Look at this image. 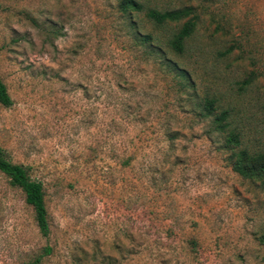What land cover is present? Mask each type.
<instances>
[{
  "label": "rangeland",
  "instance_id": "rangeland-1",
  "mask_svg": "<svg viewBox=\"0 0 264 264\" xmlns=\"http://www.w3.org/2000/svg\"><path fill=\"white\" fill-rule=\"evenodd\" d=\"M140 1L196 8L183 55L120 0H0V147L43 183L50 225L0 172V264H264V182L197 107L215 97L264 149V0Z\"/></svg>",
  "mask_w": 264,
  "mask_h": 264
},
{
  "label": "trees",
  "instance_id": "trees-1",
  "mask_svg": "<svg viewBox=\"0 0 264 264\" xmlns=\"http://www.w3.org/2000/svg\"><path fill=\"white\" fill-rule=\"evenodd\" d=\"M119 7L124 12H143L147 20L157 28H161L166 33L164 37L146 33L143 38L145 41H155L171 57L181 56L185 53L199 20V14L192 5L158 9L145 6L140 0H120ZM185 18L187 19L182 21ZM174 63L178 69L181 85L186 84L184 79L189 72L181 67L177 61H174ZM253 77L254 73L251 72L242 80V85L245 87L250 85ZM12 102L7 86L0 76V105L8 107ZM197 107L199 108V115L210 120L209 135L213 133L219 135L222 147L224 146L227 150H230L229 161L232 170L242 178L264 182V149L253 150L243 146L244 134L237 128L231 127L230 111L223 109L215 97L205 96ZM0 172L8 178L11 186L19 188L23 192L25 202L33 210L38 231L43 237H47L50 232V225L44 201L43 183L31 178L26 166L11 161L1 147ZM262 237L264 242V236ZM50 251L51 248L49 246L43 248V254H47ZM40 258L41 256L35 258L31 264H36Z\"/></svg>",
  "mask_w": 264,
  "mask_h": 264
}]
</instances>
